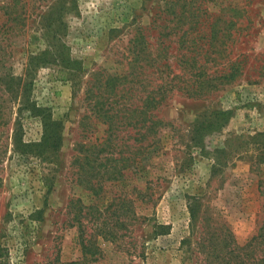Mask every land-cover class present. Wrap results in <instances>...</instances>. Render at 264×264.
Returning a JSON list of instances; mask_svg holds the SVG:
<instances>
[{
  "label": "rangeland",
  "instance_id": "374dc122",
  "mask_svg": "<svg viewBox=\"0 0 264 264\" xmlns=\"http://www.w3.org/2000/svg\"><path fill=\"white\" fill-rule=\"evenodd\" d=\"M10 1L0 0V264H203L197 243L204 228L224 224L240 247L257 233L264 207V0H74L60 17L59 38L74 63L29 70V59L45 50L41 15L56 0H20L24 24L7 22L2 8ZM213 33L223 44L211 50L221 55L204 63ZM179 54L187 63L176 68ZM201 67L212 76L233 68V78L204 87L206 77L193 78ZM112 77L114 92L107 87ZM152 96L160 105L141 115L138 133L108 137L98 109L130 99L136 120ZM26 101L59 124L56 152L42 157L14 144L16 133L22 144L42 136ZM91 145L106 168L90 178L92 168H80L82 147ZM109 166L115 179L104 175Z\"/></svg>",
  "mask_w": 264,
  "mask_h": 264
},
{
  "label": "trees",
  "instance_id": "16d2710c",
  "mask_svg": "<svg viewBox=\"0 0 264 264\" xmlns=\"http://www.w3.org/2000/svg\"><path fill=\"white\" fill-rule=\"evenodd\" d=\"M68 1V2H67ZM56 0L52 4L48 5L46 8L45 14L41 15V22H40V37L41 39H44L46 42L45 50L38 53L36 56L31 57L28 62V70L29 66L32 65L33 69L43 68L46 66H57V65H67V64H73L71 60L65 57L64 51L65 46L60 42V33L64 30V27L61 18L65 12H68L70 9H74L75 7V1L74 0ZM21 3L20 0H11L9 3L6 4L5 7L2 9L4 10V15L7 18L8 23H20L25 22V5L19 6L18 4ZM21 10V11H20ZM19 11V12H18ZM24 12L23 15L21 13ZM23 16V17H22ZM229 26H232V23L229 24ZM182 37H179L177 40V43L179 45H182L181 43ZM214 39V40H213ZM217 40L216 33H213V38L208 40V47L204 51V58L206 59L204 63L215 62L216 58H218L221 55V52H215L211 50V47H213V44L220 46L222 41ZM215 54L216 57L211 58V55ZM198 55V54H196ZM165 55H159L160 58L159 63L163 64L167 69L169 68V64L167 63V58L164 57ZM182 55H175L174 59L176 61L175 67L177 68L178 62H181L184 57H187L184 55L182 58ZM194 56H189L190 60H192ZM139 61L142 62L143 59L139 58ZM147 62V66L155 67L156 62H154V59H150L148 61V58L145 59ZM184 64L187 63L186 60L182 61ZM233 68H229L227 72H224L220 76L215 75H209L207 74L203 68L201 67L199 71L195 73L194 83H197L198 79L197 77H206L202 82L207 85H204V87H210L213 88L214 84L212 83L215 81L218 77L219 79H225L226 81L231 80L232 74L229 72H232ZM27 71V70H26ZM192 73L191 71H189ZM178 78L177 75H174L171 79ZM222 79V80H223ZM125 80V79H124ZM170 80V81H172ZM117 81L118 78L112 77L107 82V87L110 89V92H114L117 90ZM166 80L164 83H161L160 88L164 87L166 84ZM24 87V97L26 92V84H23ZM131 91V88H127V92ZM191 94L195 93H188V96H192ZM106 102L108 99H105ZM119 99H116V101H112V103H107V109L104 111L102 109H98L99 113H103L102 117L104 123L108 127V137H117V133L121 130H137V133L139 132V128H143L145 125L146 120L142 119L141 115H143L148 109H154L157 106L160 105L161 99H155L154 96L147 97L145 99V105H142L140 108V111L138 112V119L133 120L130 119V116L135 113L136 108L132 109V105L129 103L130 99H126V103L120 105ZM125 100V99H122ZM101 105L104 106L106 103L98 102ZM31 107V114H34L41 119L42 123V136L38 143H32V144H22L16 136L17 133L14 136V144L18 143L19 150L23 151L24 153H34L37 154V156L42 155L44 157L45 154H51L52 152H56L58 149V146L60 144V136H59V124L55 121H52L50 118V114L48 110L44 108H38L34 104L29 105L28 101H26V108ZM117 106L124 107L123 109H118ZM121 108V107H120ZM146 108V110L144 109ZM112 112V113H110ZM125 114H127V118L125 117ZM218 115V117H222L225 115V112H221ZM140 117V118H139ZM151 122L150 120H148ZM140 124V125H139ZM217 124V129L220 127V125ZM146 130L150 132L152 135H155L157 130L154 122H151L146 127ZM139 140V139H137ZM93 149V151L91 150ZM82 150L86 152V154L83 156V159H81V168L84 169V167L92 168L91 173H89V177L95 176V171L98 170L100 167L106 168V165L98 164L97 159L93 157H97L98 152H95V146L91 145L89 148L82 147ZM114 162L118 161V158H114ZM113 166H109L112 171H105L104 175L107 176V178L115 179L114 176L118 174V171L114 169ZM107 172V173H106ZM189 216L191 221H195L198 216L196 214V210L194 208L189 207ZM197 248L202 254V262L203 264H264V207H263V217L261 224L258 228V231L255 235H253L249 241L244 244L243 246H238L234 238L232 236V233L228 230V228L225 227L224 224H222L219 228H212V227H206L204 228V232H202L199 235V241L197 243Z\"/></svg>",
  "mask_w": 264,
  "mask_h": 264
}]
</instances>
